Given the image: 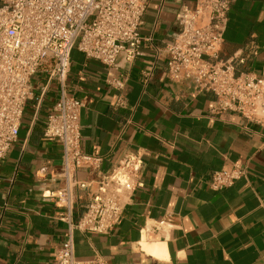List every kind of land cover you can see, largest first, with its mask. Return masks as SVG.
Here are the masks:
<instances>
[{"label":"crops","instance_id":"obj_1","mask_svg":"<svg viewBox=\"0 0 264 264\" xmlns=\"http://www.w3.org/2000/svg\"><path fill=\"white\" fill-rule=\"evenodd\" d=\"M194 0H149L139 33L142 55L120 64L109 81L107 66L73 48L66 94L84 101L80 149L100 156L99 169L77 168L72 179L90 190L100 172L125 153L142 159L140 184L124 202L108 233L72 229L78 259L108 264H264V122L215 112V95L195 92L166 75L164 45L177 31L176 13ZM221 54L236 73L264 79V0H233ZM152 71L147 82L142 73ZM43 68L31 77L15 142L0 158V264H50L64 239L68 209L75 223L89 191L65 187L62 146L44 136V124L60 86ZM116 81L123 82L117 87ZM239 161L246 174L219 190L214 171ZM63 191L61 197L48 192ZM159 244L161 257L142 244Z\"/></svg>","mask_w":264,"mask_h":264},{"label":"built area","instance_id":"obj_2","mask_svg":"<svg viewBox=\"0 0 264 264\" xmlns=\"http://www.w3.org/2000/svg\"><path fill=\"white\" fill-rule=\"evenodd\" d=\"M233 0H194V6L176 13L177 31L163 47L166 75L171 81H187L195 92L215 95V112H233L264 122V79L236 73V61L221 54L227 12ZM149 0H0V158L16 140L24 108L32 99L31 77L40 69L47 81L60 86L58 99L44 124V136L62 146L65 187L74 184L89 191L85 212L73 223L71 213L64 239L50 264H108L101 257L78 259L72 229L108 233L122 215L128 193L140 184L142 159L125 153L108 171L100 172L95 188L73 180L77 168L99 169L102 158L80 149L79 117L84 101L66 94L64 83L73 48L107 66L108 80L120 64L130 65L142 55L148 38L139 33ZM147 82L152 71L142 73ZM117 87L123 82L116 81ZM98 171V170H97ZM246 174L236 161L228 169L214 171L209 186L219 190ZM48 192V197H61Z\"/></svg>","mask_w":264,"mask_h":264},{"label":"bare ground","instance_id":"obj_3","mask_svg":"<svg viewBox=\"0 0 264 264\" xmlns=\"http://www.w3.org/2000/svg\"><path fill=\"white\" fill-rule=\"evenodd\" d=\"M143 246V249L150 253V254H153L155 256H158V257H161V253H160V246L159 244H142Z\"/></svg>","mask_w":264,"mask_h":264}]
</instances>
